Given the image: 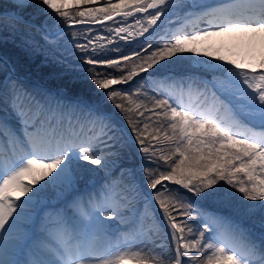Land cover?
Listing matches in <instances>:
<instances>
[{"label": "snow or ice", "instance_id": "snow-or-ice-1", "mask_svg": "<svg viewBox=\"0 0 264 264\" xmlns=\"http://www.w3.org/2000/svg\"><path fill=\"white\" fill-rule=\"evenodd\" d=\"M12 2L16 23L0 16V25L13 33L25 8L60 18L55 36L72 37L97 98L62 106L67 97L29 90L14 65L0 82V264H264V51L200 62L214 72L206 110L170 102L195 80L161 81L167 91L157 92L141 75L155 76L163 61L197 52L210 36L239 32L264 44V0ZM174 12L204 26L145 36ZM23 47L31 55L38 45ZM66 107L84 119L66 120ZM100 173L103 182L89 185ZM213 198L240 219L203 216L200 202ZM245 219L258 221V237Z\"/></svg>", "mask_w": 264, "mask_h": 264}, {"label": "trees", "instance_id": "trees-1", "mask_svg": "<svg viewBox=\"0 0 264 264\" xmlns=\"http://www.w3.org/2000/svg\"><path fill=\"white\" fill-rule=\"evenodd\" d=\"M33 5H39V0H30ZM100 4L106 2V0H98ZM13 2L12 0H0V12H13ZM74 11V9H70ZM23 18L29 21H33L40 25H47V30L52 32L56 30L55 21H59L60 18L56 17L55 13H51V10L47 12L42 11L40 7L34 6L25 8L23 10ZM3 16L5 24L16 23L12 16ZM133 18H129L131 21ZM172 17H162V22L158 21V24L150 29L149 33H146L145 36L151 35L155 32L154 39H158L160 36L167 35L168 26L172 22ZM112 22L108 23L111 25ZM62 21L59 24V27H63ZM20 31L13 33L9 28L3 27L0 25V55L5 57L11 64L15 66L16 72L19 74L22 80L25 82V86L31 89H47L50 90L53 94L60 93L62 96L67 97V99H59V102L62 106H71L74 104L76 98H81L88 101H94L97 98V90L95 86L88 80L84 79V74L82 73V64L81 60H78L76 57L80 56V53H76V56L72 55L74 51V44H70L69 41L72 40L70 35L64 37H55L50 39V41H58L56 44H47L43 39L44 35L41 31L28 24H20ZM87 28V27H86ZM79 30V28H76ZM92 35H109L106 31L101 30L102 26L94 27ZM131 39V38H130ZM145 37H138L132 39V45H136L139 41H143ZM33 43L38 45L35 54H28L24 50V43ZM81 42H84L81 39ZM120 44L124 45V41H119ZM112 47L109 45V48ZM127 47V46H126ZM195 53H184L178 54L177 57L172 58L171 60L163 61L164 67L157 73L155 76H149L147 73L141 74L142 76L147 77L148 83L145 85L146 88L154 89L157 92L161 90L167 91L164 86L161 84V81H168L171 84L172 81L176 83L180 82L183 76L177 75V73H183L191 70H198L202 74L211 75L213 70H208L206 67H195L194 63L196 62L194 57ZM156 68H160L159 65ZM153 72L156 69L152 70ZM7 72L6 67L3 63L0 62V82L3 81V77ZM35 79V80H32ZM135 79H140L135 78ZM113 87H127V85H116ZM179 91L176 90L173 92V99L170 102L175 103L179 100L176 93ZM184 98V97H183ZM118 111V110H117ZM65 116L67 119L83 118L79 112L73 114L70 107L65 108ZM75 119L73 122L75 123ZM122 154L125 157V162L132 164L136 161L137 157L128 156V149H122ZM103 173L98 174L95 178L102 176ZM94 178V177H93ZM42 183H47L46 180ZM223 183V182H221ZM176 187V186H174ZM227 187V185H225ZM230 191H234L229 189ZM181 191H183L181 189ZM50 192V191H49ZM191 195V194H189ZM237 196H240L239 193H236ZM192 199H196L192 197ZM216 210L218 213L222 214L224 217H238L240 218L234 207L228 203L225 199L222 198H213L207 201H201L198 207V211L205 216L208 210ZM196 215V212L193 213ZM197 221H192L196 223ZM243 223L252 229L255 234H260L262 231L259 227L258 221L254 219H245Z\"/></svg>", "mask_w": 264, "mask_h": 264}, {"label": "rangeland", "instance_id": "rangeland-1", "mask_svg": "<svg viewBox=\"0 0 264 264\" xmlns=\"http://www.w3.org/2000/svg\"><path fill=\"white\" fill-rule=\"evenodd\" d=\"M69 4H71V0H68ZM189 3L192 2V0H188ZM204 2L207 3H212L213 1L210 0H204ZM204 25L201 24V22L197 25H188V23L183 19V16L180 20V22L172 27V34L177 32V31H191L195 27H203ZM39 30L44 31L48 33L49 31L45 27V25H40L39 24ZM48 31V32H47ZM55 30L54 32H49L50 37L52 36L55 38ZM54 35V36H53ZM250 36L249 34H244V33H239V32H230V33H225L222 35H214L205 38L204 40L200 41L197 43L196 47L198 51L196 52V55L194 57L195 59V65L204 67V65L200 62L202 61H209V62H216L214 60V57L216 56H225L229 58H233V56H236L235 58H242L245 56L250 48L255 49V53L259 54L261 51H264V44H262L259 39L255 40L252 42L251 45H249L247 37ZM207 53V55H205ZM209 82H212L211 80H208ZM212 86V83H210ZM185 98H186V106L195 108L197 107V102L196 104H189L188 100L192 96L195 99L196 96V91L194 92L193 95L188 94L185 92ZM212 98L209 102L211 104ZM208 108L207 104H202V107L200 109L206 110ZM198 109V108H196ZM223 115V113H221ZM95 178V177H94ZM26 180V179H25ZM23 199V198H22ZM44 199L47 201L48 197H44ZM52 203L55 201L52 200Z\"/></svg>", "mask_w": 264, "mask_h": 264}, {"label": "bare ground", "instance_id": "bare-ground-1", "mask_svg": "<svg viewBox=\"0 0 264 264\" xmlns=\"http://www.w3.org/2000/svg\"><path fill=\"white\" fill-rule=\"evenodd\" d=\"M210 1H213V0H210ZM196 2H204V0H196ZM188 25H193V24L188 23ZM249 35H251V34H249Z\"/></svg>", "mask_w": 264, "mask_h": 264}]
</instances>
